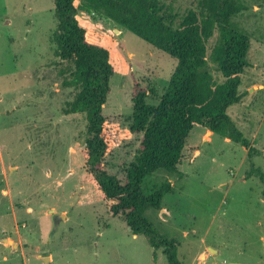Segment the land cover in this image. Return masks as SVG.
I'll return each instance as SVG.
<instances>
[{
	"label": "rangeland",
	"instance_id": "374dc122",
	"mask_svg": "<svg viewBox=\"0 0 264 264\" xmlns=\"http://www.w3.org/2000/svg\"><path fill=\"white\" fill-rule=\"evenodd\" d=\"M207 0H160L177 22ZM232 22L250 40L240 103L228 116L257 154L201 126L177 172H154L144 193L169 181L160 210L145 218L178 243L182 264H264V0H234ZM76 19L108 51L114 74L103 106L104 170L123 182L141 135L131 133L135 83L157 105L176 60L76 1ZM53 0H0V264H166L123 217H112L85 175L84 114H67L71 65L59 60ZM214 36L208 51L215 43ZM253 171V172H251ZM3 240H11L8 244Z\"/></svg>",
	"mask_w": 264,
	"mask_h": 264
},
{
	"label": "trees",
	"instance_id": "16d2710c",
	"mask_svg": "<svg viewBox=\"0 0 264 264\" xmlns=\"http://www.w3.org/2000/svg\"><path fill=\"white\" fill-rule=\"evenodd\" d=\"M76 1L177 62L157 105L146 101L153 90L133 85L129 130L141 138L123 182L102 164L108 150L103 106L114 70L99 38L76 19ZM53 4L56 54L71 65L62 80L63 87L74 94L66 113L84 114L86 119L87 182L102 200L112 202L111 216L123 217L132 235L143 236L154 251L160 250L166 264H182L177 241L161 235L145 218L147 210L161 209L163 197L172 191L171 183L165 181L148 193L141 185L154 172H177L186 140L196 126L244 147L249 160L257 154L227 114L230 106L242 100L239 86L250 46L248 35L232 22L240 8L234 0H207L200 10L190 9L174 22L160 0H53ZM259 174L264 182L263 174Z\"/></svg>",
	"mask_w": 264,
	"mask_h": 264
},
{
	"label": "water",
	"instance_id": "95a60500",
	"mask_svg": "<svg viewBox=\"0 0 264 264\" xmlns=\"http://www.w3.org/2000/svg\"><path fill=\"white\" fill-rule=\"evenodd\" d=\"M208 133L210 134L211 132L208 131ZM3 241L7 242L8 244H12V241L11 240H3ZM12 246L13 247H16L15 244H12ZM41 260H42V264H47L48 261H49V257H42Z\"/></svg>",
	"mask_w": 264,
	"mask_h": 264
},
{
	"label": "crops",
	"instance_id": "0c3cea01",
	"mask_svg": "<svg viewBox=\"0 0 264 264\" xmlns=\"http://www.w3.org/2000/svg\"><path fill=\"white\" fill-rule=\"evenodd\" d=\"M209 134V133H208ZM210 134H212V133H210Z\"/></svg>",
	"mask_w": 264,
	"mask_h": 264
}]
</instances>
